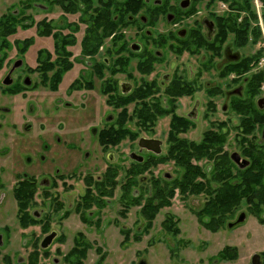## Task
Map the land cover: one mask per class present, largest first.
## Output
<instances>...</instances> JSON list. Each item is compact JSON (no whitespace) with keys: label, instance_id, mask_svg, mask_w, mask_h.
Masks as SVG:
<instances>
[{"label":"flooded vegetation","instance_id":"1","mask_svg":"<svg viewBox=\"0 0 264 264\" xmlns=\"http://www.w3.org/2000/svg\"><path fill=\"white\" fill-rule=\"evenodd\" d=\"M26 6L46 13L36 23L53 26L50 32H41V36L39 33L40 38L51 39L52 49L39 47L35 62L27 63L24 55L28 53L30 41L24 38L19 42L23 47L18 52L23 58L10 64L8 54L12 51L10 42L6 46V40L15 33L0 31V72H3L0 78V144L6 139V144L0 147L3 163L0 191L6 192V173L10 167L22 168L24 163L26 168L14 173L10 193L16 201L19 226L39 228V235H31L32 240L27 241L31 247L46 250L54 244L65 246L70 241L63 261L83 264L91 247L101 246L90 241L91 230L101 234L111 226L122 236L121 245L131 233L122 227L118 229V216L123 218L128 213V204L138 207L144 203L142 208L149 203L152 208L159 207L157 215L162 208L170 207L176 196L188 209V214L200 222V227L216 234L218 220L211 218L209 221L201 214H205L209 198L217 199L218 191L225 184L228 189H237V204L227 212V218L221 219V227L234 232L248 215H253L258 225L264 227V101H261L264 99V0H42L41 4L24 0ZM53 8H59L62 14L55 24L54 19L48 17ZM107 10L114 30L106 37L100 21ZM94 20L101 27L90 33L89 24ZM2 25L0 28L6 29V19ZM78 34L81 49L80 55L75 57L73 48ZM87 36L101 38L99 46H95V42L93 47H83V39ZM131 39L136 41L128 44L127 40ZM227 39H230L228 44ZM105 40H110L109 46ZM142 40H178V55L183 58L181 65H170L171 72L160 79L156 73L149 79L163 53L158 49H144ZM190 58L195 66L186 63ZM131 63L135 65L136 82L134 73L126 71ZM77 64L82 68L62 86L66 75L74 72ZM127 98L135 104V116L156 120L165 115L168 122L165 141L153 137L149 132L152 127L141 123L138 129L146 130L149 136L138 137L137 131H130L131 141L136 139L137 153H129L128 158L134 163L124 172L123 186L131 181L137 165L162 155V164L170 162L176 166L172 152L180 153L178 170L171 167L161 177L151 176L148 182L134 176L136 181L130 186L129 201L121 190L122 184L119 195L116 191L121 162L115 153L122 142L120 117L124 109L127 110L122 106ZM105 107L116 111L117 117L107 115ZM60 110L61 120L58 119ZM202 125H206L204 131L203 128L199 130ZM90 138L98 150L106 151L109 165L104 171L110 174L109 187L101 178H93L84 170L90 157ZM142 138L159 141L160 152L140 148L138 142ZM132 154L142 157V162L133 160ZM64 161L70 169L63 170L68 168L63 166ZM173 170L175 176L171 174ZM78 178L82 191L66 208L62 192ZM18 198L26 201L20 210ZM112 198H116L120 210L117 217L108 221L109 225L102 226V210L112 205L109 201ZM250 199L254 201L251 203ZM37 200L42 206L50 207V214L38 213L33 208ZM242 205L247 207V214L241 211ZM70 211L84 229L75 230L69 240L64 230L53 226L62 227L61 222L70 216ZM242 215L243 220L239 222ZM179 221L180 218L167 213L163 225L161 223L162 229L174 238L180 235L177 231ZM168 225H173L171 230L167 229ZM2 229L7 235L9 227L4 225ZM184 234L188 237L187 232ZM49 237L51 239L46 240ZM137 239L138 233L134 241ZM45 241L47 247L43 248ZM182 241L189 244L193 240L182 238L175 243L162 240L167 246ZM210 242L209 239L198 241L205 248ZM226 247L229 246L223 249ZM56 250L59 253L58 247ZM218 254L203 258L213 262ZM256 256L257 264H264V249L255 252L250 262L244 261V264H252ZM238 258L239 255L236 260ZM39 259L30 254L26 264H37ZM18 261L23 262L21 258ZM56 262L53 259V263Z\"/></svg>","mask_w":264,"mask_h":264},{"label":"rangeland","instance_id":"2","mask_svg":"<svg viewBox=\"0 0 264 264\" xmlns=\"http://www.w3.org/2000/svg\"><path fill=\"white\" fill-rule=\"evenodd\" d=\"M41 1L42 0H26L27 3L35 2L38 4H41ZM13 15L15 16V19L12 20L11 18ZM24 15H28V17H23ZM44 15H46V13H38L37 11H35V9H31V6H28L27 8L24 7V0H0V22L1 20L6 19V29H12V27L14 26L13 31H15V34L6 40V46L7 42H10L12 51L10 52V54H8L10 64H12L17 59L23 58V56L18 55V52L19 48L23 47V44L19 45V42H21L24 38H28L30 41L28 53L24 55L25 61L27 63L35 62L34 59L38 56L36 55V51L39 47H45L48 50L52 49V41L50 38H40V36L42 35L41 32L44 30V28L39 27L36 23L40 19V17ZM61 15V10L59 8H53L48 17L53 18L55 24V21L61 18ZM7 20H9V22L11 21V23L13 21V24H9ZM48 28L51 29L53 28V26L49 25ZM2 30L3 29L0 28V31ZM5 31L7 33V30ZM126 31L132 30L127 29ZM63 33L66 34L67 30H64ZM79 35L80 34L75 36L76 44L73 48V54L75 55V57H78L80 55L79 51L81 48H79V43L81 40ZM105 41L107 43L106 45L109 46L111 43L110 40ZM133 41L136 40H127L128 44ZM157 42H162V45L158 46ZM226 42L228 44L230 42V39H227ZM140 43L143 45L144 49L146 48L152 51L158 49L163 53V58L160 59L158 63H155L154 74L149 79H152L156 73V77L160 79L166 72H171V69L169 68L170 65H176V67H179V65H181V60L183 58L178 55L180 49L178 40H175L174 42L142 40L140 41ZM171 50H174L176 54L173 53L174 51L172 52V54ZM186 63L192 64L194 66L196 65L195 61L191 58L187 59ZM134 67L135 65L131 63L127 67L126 71L134 73ZM81 68L82 67L77 64V66L74 67V72H69L66 75V78L62 82V86L67 85L68 81L72 78L74 73H76V70H79ZM134 75L136 76V73H134L133 76ZM2 76L3 72H0V78H2ZM135 76L134 81L136 82ZM121 77L124 78V75H121ZM137 85L138 84L136 83L135 86ZM122 106L127 107V110L124 109L121 117L123 127L122 133L124 132L125 136H122L121 146L115 152L116 156L119 157L121 162V173L118 175L119 189H116L118 195L122 190H120V184H122L123 188V184L125 183L124 172L125 170L129 169L134 163L129 160V153H137L136 139L134 141H131V135H129L130 131L132 133H134V131H137L138 137L149 136L147 133H145L146 130H139L137 127L139 121L135 118V104L131 101L129 103H124ZM105 110L107 115L111 114L113 118H115L116 111L108 107H105ZM60 113H62L61 110L58 113V119H60ZM124 114L126 116H124ZM167 122V116L160 115L152 123H147L146 125L147 127H152L149 132H152L153 137L165 141L167 135ZM90 124L94 123L91 122ZM149 124H151V126H148ZM68 127H70L69 124ZM202 128L204 131L206 129V125H202L199 130H201ZM3 144H6V139L1 140L0 147H2ZM88 151L90 152V157L85 164L86 166L84 170L93 178L97 176L101 178V176L105 172V168L109 165L108 161L105 159L106 151L98 150L97 146L93 145V140H91V138ZM162 153L163 155H165V150ZM140 155L144 157L145 153H142ZM145 158L146 157H144V159ZM1 160L2 158L0 157V167L3 164ZM163 160L164 158L161 155L158 159H149L145 161L143 166L144 172L138 175L137 179L147 180L148 182L151 176L154 175L155 177H161L163 173L167 172L171 167L178 170V166H174L173 163L169 162L168 164H162ZM159 162L160 165H155ZM23 164L24 163H22L21 165L22 168L15 166L10 167V171L8 170V168H6V172H10L6 173V192L0 191V235L2 236V245L0 246V264H26V262L28 261V256L30 254L37 255L38 259L40 258L37 264H65L62 258L63 255L66 254L70 249V241L65 246L54 244L52 247L46 250L35 247L33 248L30 246L31 243L27 241L31 239V235H39V228L30 227L27 229H23L19 226L18 215L16 214V201L11 195L12 193H10V191L11 186L13 185L12 179L14 177V173L21 172L26 168V166ZM151 165L153 166V169L150 168V170L149 167ZM63 166L68 167L65 161L63 162ZM68 169H70V167L64 168L63 170ZM171 174H175L174 170L173 173L171 172ZM178 176L179 172L176 173V177ZM79 179L80 178L74 180L71 183L70 188L67 191L64 190L62 192V202L66 208H69L72 205L73 201L76 200L78 192L82 191V185L81 182L78 181ZM70 182L71 181H68L67 183ZM133 190L134 188H132L131 191ZM59 191H61V188L59 189ZM107 191H110V189L107 188ZM1 193H3V195H1ZM115 199L116 198H112L111 200L109 199L112 205H109L102 210V226L105 224L109 225L108 221L117 217V212L120 210V206L116 203ZM37 202L38 203L33 208L38 213H42L43 211V214H50L49 206H42L39 200H37ZM170 204V207L162 208L158 212L156 217L151 221L148 230L146 228V220L140 215V213H138V210L141 209L142 205L140 204V206L138 207H131L132 205L128 204L127 207L128 209H130L129 211H127L128 213L124 215L123 218L118 216V229L122 227L128 231H131L128 240H126L125 242L123 241V243L120 245L122 236L120 235V237L118 231H116V229H113V227L111 226H107L106 231L102 232L101 234L92 233L91 230L89 237L90 241H94L101 246L91 247L83 264H244V261L248 263L250 262V258L255 252H259L264 249V227L258 225L253 215H248L245 221L241 225L237 226L239 228L234 232L227 231L226 228L220 227L218 228L219 231L216 234H210L199 226L201 225L200 222L195 221V219L188 214V209L184 207L178 196L174 197ZM123 208L125 209L124 206ZM246 208L247 207L244 205L240 206L241 211L247 214L248 211ZM69 213L70 216L66 220L61 222L62 227L59 228L56 226V224L53 227L57 230H64L70 240L73 232L75 230L84 229V226L79 223L77 216L73 215L71 211L68 212V214ZM167 213H172V215L180 218L178 227L176 226L177 231H180V235L175 236L174 238L171 236V234L165 233L162 229V221ZM237 214L238 212L236 213V215ZM236 215L233 219L236 218ZM4 225H7L9 227L7 235L3 234L2 228ZM146 230L147 232L145 233ZM184 232H187L188 237L184 234ZM137 233L138 239L136 242L134 241V237ZM182 238L190 239L193 241L189 244H185V241H182V243L177 242L174 246H167V242H162V240H170L172 243H175V240ZM204 239H209L210 241H212L210 242V246L208 248H205L204 246L200 245L201 243H198V241ZM156 240H159L158 243H156ZM224 246L237 247L239 258L238 260H235V263L227 262L226 260H221L220 258L213 262L208 261L206 258H203L210 255H213L214 257V255L217 252L219 253ZM57 247L59 253H57ZM102 256H104V258H101ZM19 258L23 260L22 263H18ZM199 258H201V260L198 261ZM53 259H56L57 262L53 263Z\"/></svg>","mask_w":264,"mask_h":264},{"label":"trees","instance_id":"3","mask_svg":"<svg viewBox=\"0 0 264 264\" xmlns=\"http://www.w3.org/2000/svg\"><path fill=\"white\" fill-rule=\"evenodd\" d=\"M27 7L28 6H26V8ZM75 11H76V8L73 10V12H75ZM106 12L107 13L102 14L103 17H102V19H101L100 22L104 25V27H103L104 28V34H106V37H107V36H109L110 32H112L114 30V26H112L114 24H112L113 22H112V19L109 16L108 10ZM14 17L15 16L13 15L11 19L12 20L15 19ZM100 17L101 16H99L98 19ZM98 19H95V20L98 21ZM95 20L94 21H91V23L89 24V26H90L89 32L90 33H92L93 30L95 32H97L99 30V28L101 27V24L99 26V24ZM3 21H4V19L1 20V22H0V25L1 26H4V25H2L3 24ZM7 22L9 24H11V25L13 24V21L11 23V21L9 22V20H7ZM37 25L39 27H43L44 28V30L42 32H50L51 31V29H49L48 27H46L44 24H42L40 22L37 23ZM3 30H7V33H14L15 32V31H13L14 30V26L12 27V29H9V30L8 29H3ZM91 36L93 37L92 34H91ZM88 37L89 36L84 37V39H83V43L84 44L82 45L83 47H93V45H94L95 42H97L95 46H99V44L101 42V38L98 37L97 39H92L91 37H89V38ZM131 100H132L131 98H127V99L124 100L123 104L124 103H129V102H131ZM124 116H126V115L124 114ZM135 118L139 121V123H141L143 125H146L147 123H152L154 121L152 119L147 118L146 116H141V117L140 116H136ZM120 120H121V117H120ZM122 136L123 137L125 136L124 132L122 133ZM201 152H204V151H201ZM173 153H175V155H174L173 158L176 159V164L177 165L180 164V153L179 152H176V151L172 152V154ZM143 166H144V163L143 164H139V165L136 166V168H134L135 171L132 172L133 173V178L131 179L130 182L126 183L123 186V188H122V191H123L124 194H126L125 197L128 199V201L131 199V196H130V186H131L132 182L135 180V177L134 176L140 175L142 172H144ZM109 181H110V174H109V172H105L101 176V182L104 183L106 185V187H108L112 183V182L110 183ZM138 183L141 184L140 181H138ZM172 183H174V182H172ZM177 186L178 185H176V187ZM228 187L229 186L227 184H225L224 185V188L223 189H220L218 191V193H217L218 194L217 199L212 200V199L209 198L208 202L205 205V214H201L202 215L201 216L202 218L203 217H206V218L209 219V221H211V218H212V221H215V219L218 220L217 223L219 225V228L222 226L221 224L223 223V221L221 219L227 218V216H226L227 215V212L235 204H237V189L232 190V189H228ZM102 189L104 191L108 192L107 191V188L102 187ZM142 191H146V189L145 188H142ZM162 191L163 190H159V192H162ZM170 191H171V193L174 192L173 189H171ZM15 195L17 196V194H15ZM170 196H172V195L170 194ZM253 201H254L253 199H250V202L251 203ZM25 202L26 201H24L23 199L18 198L19 210L25 204ZM158 208L159 207L152 208L150 206V204L147 203V204H145L140 209L139 213L146 220V228H147V230H148V228H149V226L151 224V221L153 220V218H155L156 212H157V209ZM172 226L173 225H168L167 226V229L171 230ZM147 230L145 231V233L147 232ZM237 257H238V252H237V249L234 248V247H226V248L222 249L219 252V254H218V258H220L221 260H226V261H228V260H230V261L233 260L234 261V260L237 259Z\"/></svg>","mask_w":264,"mask_h":264},{"label":"water","instance_id":"4","mask_svg":"<svg viewBox=\"0 0 264 264\" xmlns=\"http://www.w3.org/2000/svg\"><path fill=\"white\" fill-rule=\"evenodd\" d=\"M261 101H264V99H261ZM260 102H258V105L259 106H260ZM263 135H264V133H263ZM138 144H139V147L140 148H145V149L150 150V151H153L155 153H159L160 152V149H159L160 142L157 141V140H151V139H144V138H142V139L139 140ZM130 157L133 160H135V161H137L139 163L142 162V157L137 156L136 154H132V155H130ZM242 220H243V215L240 216L239 222H242ZM50 239H51V237L47 238L46 240H50ZM42 247L43 248H46L47 247L46 241L42 244ZM257 263L258 262H257V256H256V257H254L252 259V264H257Z\"/></svg>","mask_w":264,"mask_h":264}]
</instances>
